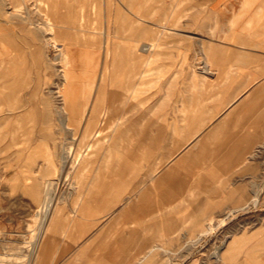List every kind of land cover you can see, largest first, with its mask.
<instances>
[{"label":"crops","instance_id":"1","mask_svg":"<svg viewBox=\"0 0 264 264\" xmlns=\"http://www.w3.org/2000/svg\"><path fill=\"white\" fill-rule=\"evenodd\" d=\"M242 1L243 6L236 5L234 10H156L151 18L143 6L129 9L130 25H124L123 30L132 32L125 46L134 58L126 73L127 85L136 76L135 70L143 66L137 76L139 82L131 86L132 97L142 102L160 79L171 78L173 88L178 83L171 91V102L162 99L155 105L159 113L154 119L157 129L150 138L152 145L141 139L134 152L126 140L122 151L116 152L113 145L108 149L106 166H93L88 151L85 158L90 165L82 167L77 162L73 193L67 199L76 213H63L64 204L59 200L58 214L52 209L38 234L28 232L26 238L0 236V264H165V242L173 244L181 235L195 238L197 224H203L200 233L210 230L222 208L264 207L259 193L244 202L245 183L237 178L250 172L252 176L260 174L254 153L264 142V0ZM33 2L0 0V78L5 77L4 63L28 61L30 48L42 47L47 36L52 48L56 37L52 27L58 23L46 16L41 28L34 27L35 15L53 12L35 10ZM69 12L84 14L78 10L55 13L65 16ZM106 13L112 15L115 10ZM213 14L217 16L214 22ZM197 15L202 17L197 19ZM214 23L215 36L211 34ZM149 27H155L151 29L156 42L154 54L147 57L142 48L149 44ZM169 30L171 39L165 40ZM68 35L64 38L67 43L61 42L64 50L60 52L74 56L79 53L77 44L68 42ZM181 80H188L186 86ZM125 97V93H114L106 106L95 102L92 114L112 113ZM87 106L78 108L74 103L69 109L63 107L67 123L72 121L78 127L84 114L71 120L74 110L85 112ZM145 121L140 120L141 124ZM49 143L45 137H38L32 150L43 148L45 155L51 149ZM43 159L12 155L0 166V211L35 205L41 198L43 174L37 172L36 164ZM78 175L82 177L78 179ZM255 184L251 186L253 192L260 189L259 183ZM1 212L3 229L5 222L18 223L23 217ZM3 229L0 235H8ZM262 231L264 222L251 232L231 236L221 260H232L238 254V240L247 233ZM4 240L13 241L15 246L5 247ZM250 249L246 248L248 254L240 264H256ZM259 251L264 255V248ZM9 254L13 256L11 262L2 258ZM260 261L264 264V257Z\"/></svg>","mask_w":264,"mask_h":264},{"label":"rangeland","instance_id":"2","mask_svg":"<svg viewBox=\"0 0 264 264\" xmlns=\"http://www.w3.org/2000/svg\"><path fill=\"white\" fill-rule=\"evenodd\" d=\"M236 5L243 6V1L35 0L31 4L35 10H52L53 13L35 15L32 25L41 28L44 17H52L53 23L56 21L58 23L57 26L53 24L52 27L56 37H53L52 48L49 45L48 36L44 39L42 47H31L28 61H18L9 65L4 63L5 77L0 78V166L12 155L16 158L25 157L26 160H34L42 156L43 162H37L36 170L37 172L40 170L43 174L41 179L43 181L40 182L43 188L40 192L41 198L35 205H18L1 210L23 217L18 223L5 222V229H0L8 235L0 236L7 238L19 235L26 238L28 232L38 234L42 230L43 222L45 224L47 216L51 215L52 209L59 200H62L64 204L63 213L74 215L76 207L70 206L67 199L73 193V183H75L73 172L78 165L77 162L80 161L82 167H89L90 164L88 166L85 164L87 161L90 163L89 159H91L93 166H106L109 147L116 145V152L122 151L125 140L127 145L132 146L133 152L139 148L141 139H147L148 145H152L150 138L155 137L154 131L157 129L154 119L159 113L155 110V105L162 99L164 102H171V91L174 88V90L177 89L178 83L174 84L173 88L171 78L160 79L158 86L153 85L148 89L142 102L132 97L131 86L139 82L140 78L137 76L143 66L135 70L136 76L131 79V85H127L126 73L130 71L131 60L134 58V53L125 46L132 32L127 33L123 30L124 25H130L129 9L140 10L143 6L142 8L148 10V17L151 18L152 12L156 10H186L187 8L205 10L209 7L211 10H227L226 8L234 10ZM59 10L73 12L78 10L84 14L69 12L64 16L55 13ZM90 10H97V13H85ZM108 10H115V14L108 15L106 13ZM199 17L202 16L197 15V19ZM212 17L214 22L217 16L213 14ZM216 26L214 23L211 31L213 36L216 34ZM151 28L155 27H149L147 32L149 44L142 48L147 57L154 54L156 42L152 39L155 32ZM66 34L70 36L68 42L71 40L77 44L79 53L74 56L69 54L64 56L63 52H60L64 50L63 44L67 43L64 39ZM166 34L165 40L171 39V31H167ZM59 36H62V39L61 37L59 39ZM67 48L70 50L69 44ZM115 54L122 55L118 59ZM184 65L189 67L194 64ZM181 81L186 86L188 80ZM114 93L118 96L125 93L126 97L118 102L112 113L98 114L99 112L96 111L93 115L92 108L95 102L104 103L106 106ZM74 103L78 108L88 105L78 127L72 121L67 123V116L63 110V107L71 108ZM67 112L68 115L71 114L70 111ZM80 113L81 109L74 110L71 120L80 118ZM143 119L147 121L141 124L140 120ZM38 137H45L46 140L51 141L49 143L51 149L48 148L45 155L42 147L36 151L32 150L34 146L32 143ZM70 146L72 149L68 153L67 149ZM90 150L91 158L87 160L85 157ZM254 157L260 163V174L252 176L250 172L239 175L237 178H243L245 183L244 202L248 199L250 201L252 197H258L259 193V200L264 203V142L255 150ZM250 160L251 158H248L249 166H251ZM248 170L250 171L251 168L246 169ZM77 177L80 179L82 176ZM255 183H259L260 189L253 192L251 186L256 185ZM48 192L55 197V205L50 207L49 215L46 216V220H43L39 215V206L48 196ZM232 194L234 195L235 192L233 191ZM190 208L193 210V206ZM231 211V206L218 211L217 221L211 224L208 231L203 230L200 233L199 226L203 224H197L195 238L181 235L173 244L165 242L163 248L169 252L164 255L165 264H240L248 254L246 248H251L250 257L259 264L261 257H264L259 251L264 248V238H260L264 235L263 231L261 232L263 234L256 235L247 233L246 238L238 240L241 247L238 254H234L232 260L225 262L221 260L220 254L224 252L231 236H236L238 232H251L259 223L264 222L262 206H244L232 213ZM3 242L5 247L15 246L13 241L4 240ZM23 243L27 244L26 239ZM171 250L174 253H170ZM2 258L11 262L13 256L9 254Z\"/></svg>","mask_w":264,"mask_h":264},{"label":"bare ground","instance_id":"3","mask_svg":"<svg viewBox=\"0 0 264 264\" xmlns=\"http://www.w3.org/2000/svg\"><path fill=\"white\" fill-rule=\"evenodd\" d=\"M104 31V30H103ZM67 77V76H66ZM66 79V78H65ZM97 103H99V102H97ZM98 105V104H97ZM84 114V112H81L80 113V115L82 116ZM74 129H75V127H74ZM88 135H90L89 133H87ZM87 135V136H88ZM71 149H72V147L70 146V147H68V149H67V152L69 153V152H71ZM90 163L87 161V164H85L86 166H88ZM49 169V168H48ZM54 196H53V194L51 193V192H48V196L45 198V199H43L42 200V202H41V205L39 206V209H40V214L39 215H41V217H42V219L44 220L45 218H46V216L47 215H49L48 213H49V211H50V207L52 206V205H55V203H54ZM58 211H59V205H58V203L54 206V208H53V214L54 215H57L58 214Z\"/></svg>","mask_w":264,"mask_h":264}]
</instances>
